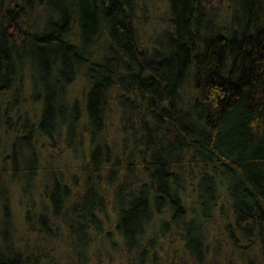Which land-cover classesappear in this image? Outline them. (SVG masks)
Returning a JSON list of instances; mask_svg holds the SVG:
<instances>
[{
  "label": "trees",
  "instance_id": "trees-1",
  "mask_svg": "<svg viewBox=\"0 0 264 264\" xmlns=\"http://www.w3.org/2000/svg\"><path fill=\"white\" fill-rule=\"evenodd\" d=\"M143 1L0 0L2 172L35 175L60 142L76 163L53 181L50 225L98 230L109 206L127 251L154 256L155 221L158 242L216 220L264 264V0H167L152 38ZM200 237L183 239L197 262ZM23 249L0 243V264H40Z\"/></svg>",
  "mask_w": 264,
  "mask_h": 264
},
{
  "label": "rangeland",
  "instance_id": "rangeland-1",
  "mask_svg": "<svg viewBox=\"0 0 264 264\" xmlns=\"http://www.w3.org/2000/svg\"><path fill=\"white\" fill-rule=\"evenodd\" d=\"M166 6L167 0H144L142 2V10L135 17L140 34L152 38L161 30L163 26L161 17L164 11L166 13ZM109 122L110 136L114 137L116 134L115 114ZM2 147L3 144H0V149ZM62 147V143H56L57 149L53 151L55 158L49 153L47 155L43 153L41 155L42 168L33 176L28 175L29 172L26 169L21 176L8 180L2 172L1 168L4 165L0 160V243L13 242L15 247L20 246L24 248V251L35 256L40 264H262L256 251L249 253L234 247L223 231V227L216 220H209L207 227L203 228L202 232H207L208 238L202 246L201 262L194 259L195 253L193 255L183 247L184 243H187L183 239L196 247L197 240L201 238L200 233L202 232L198 231L197 224L193 222L183 231L179 233L176 231L171 236H165L157 242L163 234L159 230V222L155 221L146 231L149 234L148 238L154 239V256H152V247L148 248L146 242L143 246L146 250L142 256L138 255L135 249L127 251L126 245L119 239L114 228L117 214L109 206L106 207L102 224L98 230L93 224L85 228V222L80 215L68 216L67 222L73 228L72 235L64 227L50 225L47 214L55 207L53 181L66 174L65 171L75 169L76 163L69 151ZM83 151V148H80L79 154ZM23 164L26 165L24 161ZM30 167L31 163L30 166L26 165V168ZM13 185L17 188L13 189L10 194V202H8L10 218L8 220L2 207L5 204L3 190L5 186L12 188ZM43 207L46 210L42 209ZM28 210L32 218L30 224L38 228V231L28 229L25 222ZM62 211L67 212L68 209L64 208ZM82 213L85 214V211ZM186 230L189 232L194 230L192 237H182ZM85 232H87V242L83 245ZM238 243L242 246L244 244L243 240H239ZM252 245L255 249L256 244Z\"/></svg>",
  "mask_w": 264,
  "mask_h": 264
}]
</instances>
